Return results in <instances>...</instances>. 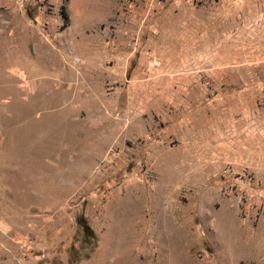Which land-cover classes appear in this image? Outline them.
Segmentation results:
<instances>
[{
    "label": "rangeland",
    "instance_id": "rangeland-1",
    "mask_svg": "<svg viewBox=\"0 0 264 264\" xmlns=\"http://www.w3.org/2000/svg\"><path fill=\"white\" fill-rule=\"evenodd\" d=\"M0 264H264V0H0Z\"/></svg>",
    "mask_w": 264,
    "mask_h": 264
},
{
    "label": "built area",
    "instance_id": "built-area-1",
    "mask_svg": "<svg viewBox=\"0 0 264 264\" xmlns=\"http://www.w3.org/2000/svg\"><path fill=\"white\" fill-rule=\"evenodd\" d=\"M28 0H17V4L19 9H24V7L26 6Z\"/></svg>",
    "mask_w": 264,
    "mask_h": 264
},
{
    "label": "trees",
    "instance_id": "trees-1",
    "mask_svg": "<svg viewBox=\"0 0 264 264\" xmlns=\"http://www.w3.org/2000/svg\"><path fill=\"white\" fill-rule=\"evenodd\" d=\"M61 12H62V16H63V18H65L66 15L64 14L63 11H61ZM81 227H82V226H81ZM82 230H83L84 232H86V233H89V230H88L86 227H82Z\"/></svg>",
    "mask_w": 264,
    "mask_h": 264
}]
</instances>
